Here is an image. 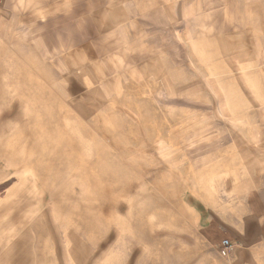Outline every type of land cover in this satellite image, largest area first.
<instances>
[{"label":"rangeland","instance_id":"1","mask_svg":"<svg viewBox=\"0 0 264 264\" xmlns=\"http://www.w3.org/2000/svg\"><path fill=\"white\" fill-rule=\"evenodd\" d=\"M86 2L0 0V264H241L264 5Z\"/></svg>","mask_w":264,"mask_h":264},{"label":"crops","instance_id":"2","mask_svg":"<svg viewBox=\"0 0 264 264\" xmlns=\"http://www.w3.org/2000/svg\"><path fill=\"white\" fill-rule=\"evenodd\" d=\"M131 3L132 0H88L86 6L99 7V11L108 6V10L98 13L99 19L94 20V23L97 25L110 22L113 25V22L121 17L118 9L120 5L125 7ZM257 3L264 5L261 0H257ZM262 18L264 19V15ZM242 210V219L236 221L232 227L223 228L222 234L239 252L247 255V259H241V264H264V175L257 181L256 186L244 195Z\"/></svg>","mask_w":264,"mask_h":264},{"label":"built area","instance_id":"3","mask_svg":"<svg viewBox=\"0 0 264 264\" xmlns=\"http://www.w3.org/2000/svg\"><path fill=\"white\" fill-rule=\"evenodd\" d=\"M233 244L230 240L224 239L221 240L219 243V248L222 252H226L232 248Z\"/></svg>","mask_w":264,"mask_h":264}]
</instances>
